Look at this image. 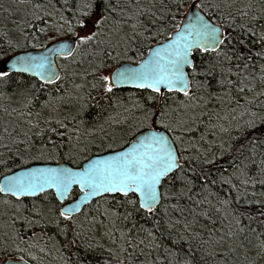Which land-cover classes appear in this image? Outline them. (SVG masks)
<instances>
[{
	"label": "snow or ice",
	"instance_id": "6c2138e0",
	"mask_svg": "<svg viewBox=\"0 0 264 264\" xmlns=\"http://www.w3.org/2000/svg\"><path fill=\"white\" fill-rule=\"evenodd\" d=\"M12 3L0 264H264V0Z\"/></svg>",
	"mask_w": 264,
	"mask_h": 264
},
{
	"label": "trees",
	"instance_id": "16d2710c",
	"mask_svg": "<svg viewBox=\"0 0 264 264\" xmlns=\"http://www.w3.org/2000/svg\"><path fill=\"white\" fill-rule=\"evenodd\" d=\"M0 4H3L5 8L9 9V12L13 13V15H9L8 13H0V23H8L9 27H11V20L15 18V12H14V6L12 3V0H0ZM199 59V58H198ZM124 96H127V92L124 93ZM105 103V102H102ZM99 113V118L102 120L103 117L105 115H107L106 112H100L99 109L97 108H91L89 109V112L86 116V118L90 121V122H94L97 119V114ZM101 154H104L103 152H101ZM92 155H96L95 150L93 151ZM54 163V162H53ZM81 163H83V160H81ZM73 167H75L76 165L73 164ZM255 226V225H254ZM67 254V253H66ZM45 264H48V261L46 260ZM51 264H59V261H52Z\"/></svg>",
	"mask_w": 264,
	"mask_h": 264
},
{
	"label": "water",
	"instance_id": "95a60500",
	"mask_svg": "<svg viewBox=\"0 0 264 264\" xmlns=\"http://www.w3.org/2000/svg\"><path fill=\"white\" fill-rule=\"evenodd\" d=\"M101 155H103V154H101ZM95 156V155H94ZM29 166H33V165H29ZM38 166V165H37ZM53 166H54V163H53Z\"/></svg>",
	"mask_w": 264,
	"mask_h": 264
}]
</instances>
